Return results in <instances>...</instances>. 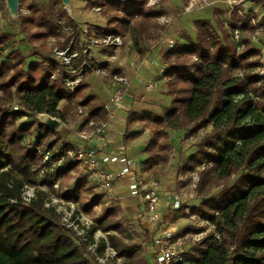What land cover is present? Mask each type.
Listing matches in <instances>:
<instances>
[{"label": "trees", "instance_id": "1", "mask_svg": "<svg viewBox=\"0 0 264 264\" xmlns=\"http://www.w3.org/2000/svg\"><path fill=\"white\" fill-rule=\"evenodd\" d=\"M254 2L264 11V0ZM148 3L88 0L87 6L98 7L106 19L105 26H97L96 36H123L133 23L139 36L151 38V29L157 27L154 20L162 12ZM27 7L31 14L22 21L23 31L27 25L37 28L33 38L57 36L68 26L72 34L67 41L77 35L76 22L53 1L41 10L31 2ZM247 16L230 10L228 26L240 30L239 42L231 38L222 21L219 36L209 20H197L195 41L186 37L162 53L165 67L161 76L166 92L173 97L171 105L163 115L132 113L128 121L139 118L152 131L140 168L146 172L168 162L172 149L168 128L194 123L190 130L194 132L211 126L203 148L191 153L183 166L185 172L204 165L195 188L199 203L188 206V211L185 205L178 209L183 216L196 214L215 228L193 246L196 254L187 255L192 264H264V79L256 73L260 49L242 35L256 27ZM0 39L8 49L0 59V264H100L97 256L103 257L107 246L121 259L120 264H151L141 247L118 236L124 235V227L115 222L114 208H107L82 236L66 226L55 204L44 206L51 198L47 201V193L36 190L37 183L51 188L55 179L67 176L79 163L68 155L75 146L59 141L57 129L41 124L36 115L46 112L59 117L57 103L76 96L87 84L83 82L69 93L57 77L62 71L58 61L44 58L26 63L21 52L10 50L5 35ZM83 57L80 50L77 62ZM89 115L102 117L103 106L91 107ZM60 157L63 160L56 164ZM41 170L46 175L37 180ZM86 178L81 176L61 196L78 201ZM219 184L220 190L212 193ZM25 185L35 187L34 198L28 203L22 199ZM97 203L93 198L82 208L88 211ZM97 229L108 232L106 238L96 241ZM95 241L94 254L89 246Z\"/></svg>", "mask_w": 264, "mask_h": 264}, {"label": "rangeland", "instance_id": "2", "mask_svg": "<svg viewBox=\"0 0 264 264\" xmlns=\"http://www.w3.org/2000/svg\"><path fill=\"white\" fill-rule=\"evenodd\" d=\"M49 1H53V5L61 6L65 10L66 16L76 22L78 26L77 35H72L67 41V36L72 34V30L68 29L70 28L68 26L62 28L57 36L33 38L31 34L37 32L38 29L27 25V29L23 31L22 24L23 19L31 14V10L28 9L29 13L26 15L16 17L12 16L10 8L6 5L4 16L0 19V36L5 35L8 38L10 50L17 49L21 52L25 56L26 63L33 60L45 61L44 58H53L57 61L54 50L67 46L70 40L73 39L76 50H83L89 45L95 57L105 60L107 55L102 53L104 49L99 44L100 42L97 44L93 42L99 40V37L102 36H96L95 32L97 26H105L106 19L100 13V10L87 6L88 0H69L68 8H66L63 0H19L18 9L19 7H26L31 2L41 10ZM187 1L189 0H154L153 2L149 0L148 4L151 5V8L162 12L161 16L154 20V22H157V27L151 29V38L139 36L136 26L130 23L128 31L121 37L123 47L113 49L116 54L113 65L118 66L119 63H122L123 69L126 71L125 74L130 77L135 76V78H133L129 88L131 100L126 97L124 99L127 110L117 109L115 111V117L111 121L107 139L109 145L115 149H124L126 156L136 162V167H138L139 162L144 161L147 157L144 148L152 136V131L146 122L139 118L128 122L131 114L141 115L151 112L156 115H163L173 99L166 92L165 81L160 72V68L164 63L162 53L168 49L166 45L168 39L174 40L175 45L183 42L186 37L195 41L197 38L195 22L200 19L209 20L219 36H221V21L227 32L231 33V28L228 26L230 10H239V14L244 17L248 15L249 21L256 26L253 32L242 35L249 37L251 45H254L251 38L259 27V36L261 37L259 42L264 46V25H262L264 23V11L263 7L255 3L254 0H207V4L201 0H195L194 8L185 10L188 5ZM247 12L248 14H245ZM163 18L169 19L170 22H163ZM260 26L263 27L260 28ZM86 30H88V34L85 32ZM1 58L3 59V57ZM84 82L87 86L80 93L71 98H64L56 106V110L60 115L58 118L61 122L57 127L59 141H68L74 146L83 144L76 134L82 120V116L78 113V107L81 105L84 107V111L88 112L91 107L103 105L107 102L113 93V88L109 86V82L94 71L86 74ZM148 83H153L154 88H147ZM62 89L64 88L62 87ZM13 104L16 105L15 99ZM193 125L194 123L179 128L167 129L169 144L172 148L170 157L164 165L165 167L159 169L155 176L152 175V172L138 170L141 176H149L160 182L161 198L168 199L167 191L172 195L177 191L182 194L181 205L187 206L186 211H188V206L198 204L200 201V198L196 196L195 188L199 180L198 172L204 165L194 166L185 172L183 166L187 162V157L197 149L203 148L204 140L211 135V126L190 132ZM130 134L134 135L129 136ZM112 167L115 168L116 166L113 165ZM156 169L154 167L152 171L156 172ZM44 175H46V172L43 170L38 172L36 174L37 180H41ZM83 175H86L84 169L78 164L75 169L69 171L67 176L55 179L51 188L37 183L36 190H44L47 193L45 199L48 201L49 198H52V202L60 208L65 219L72 215L85 223L91 222L92 224L107 208H114L116 211L115 222L124 227V235H117L124 242L141 247L142 254H146L151 264H155L152 250H149L147 254V246L151 243L154 231L159 227V224L150 223L138 216L135 217V214L132 215L129 211L124 210L117 199L108 201V195L104 191H100L93 180L89 178H86L85 189H81L78 201H67L61 196L62 193L71 190ZM193 184L195 187H192ZM221 185L215 186L212 193H217ZM169 186L171 187L168 188ZM164 187H167V189L165 190ZM190 191H192L191 195ZM125 192H128L127 182L121 179L114 184L112 194L118 198L126 194ZM93 198H97V205L91 206L88 211H84L82 205L89 204ZM44 206H46V203ZM165 215L167 217L166 221L174 224L177 231L185 235L184 242L189 256L196 254L194 245L198 246L200 241L215 231L214 225L210 221L202 219L196 214L189 217L183 216L181 209L176 210L169 207ZM162 219L165 221L164 217ZM140 223L144 224V227L149 228V230L145 229ZM107 233L97 229L94 237L97 240L102 237L106 238ZM111 233L114 232L111 231ZM99 258L100 264H120L121 262V259L107 251L103 257ZM188 258L181 264H192ZM92 262L94 261L92 260Z\"/></svg>", "mask_w": 264, "mask_h": 264}, {"label": "built area", "instance_id": "3", "mask_svg": "<svg viewBox=\"0 0 264 264\" xmlns=\"http://www.w3.org/2000/svg\"><path fill=\"white\" fill-rule=\"evenodd\" d=\"M154 0H151L153 2ZM207 4V0H201ZM188 7L185 10L194 8L195 0L187 1ZM29 8L19 7L18 15H26L29 13ZM96 10H100L98 7H94ZM6 11V0H0V19L3 18ZM239 11V10H238ZM163 22L169 23L170 20L163 18ZM264 25V23L262 24ZM263 26H260L262 28ZM70 29V28H68ZM259 27L252 35V41L255 46L260 49V65L256 70L264 79V46L260 44L259 40ZM88 34V30L85 31ZM231 36L234 41L239 42L241 39V32L238 28L231 29ZM99 37V36H98ZM120 35L107 34L99 37V40H95V44H99L104 49L103 54L107 55L105 60L95 57L94 52L90 49L91 46L83 48L84 57L82 61L77 62L80 55V50L74 48V40L71 39L69 44L65 47L56 48L55 58L62 67L61 73L57 76L61 80L65 88L69 93H72L75 88L85 81V76L88 72L94 71L95 73L102 75L106 81L109 82V86L113 88V93L105 102L103 106V116L92 118L90 117V111H84L83 106L78 107V113L82 116L80 125L76 131L77 136L83 142V144L75 146L73 151H69L68 155L73 157L83 167L86 176L93 180L96 187L100 191H104L108 195V201L115 200L112 190L114 184L123 179L127 182V190L131 196L138 199V217L144 218L150 223L159 224V227L166 221L162 219L160 212L158 211V203L160 201V182L149 176L143 177L138 173L140 166L136 167V163L129 159L124 149H116L110 151L108 148L107 134L111 126V121L114 119V113L117 109L127 110V104L124 102L125 97L131 100V94L129 92L130 78L122 71L123 64L119 63L118 66L113 65L116 60V54L114 48L123 47V39ZM91 43V42H90ZM168 49L175 45V41L168 39L166 43ZM8 52L4 44L0 39V59ZM77 62V64H75ZM75 64V65H74ZM165 63L160 68V72L163 71ZM117 70V71H115ZM121 72H118V71ZM56 75H53V78ZM147 88L153 89L154 84L148 83ZM18 108L17 105L13 107ZM84 114V115H82ZM84 117V118H83ZM107 149V151L105 150ZM47 160V155L44 156ZM63 157L57 160L56 164L61 163ZM54 164V163H53ZM116 167L113 168L112 166ZM192 187H195L193 184ZM193 191V189H192ZM190 191V195L191 192ZM35 195V187L25 185L22 191V199L28 203ZM182 194L178 191L172 195L169 201V206L173 209H178L181 206ZM53 199L51 202H46V206L54 204ZM56 205V204H55ZM58 212L62 214V221L67 227H72L78 235L85 236V228L89 227L90 223H85L75 216L72 219V215L68 219L63 217V213L56 205ZM72 219V220H70ZM167 222V221H166ZM86 238V237H85ZM97 241V238L94 237ZM185 235L182 232H178L176 226L170 222H167L164 228L160 230L158 234H154L151 243L147 246V254L149 250H152V257L155 264H169L183 262L188 252L185 247ZM96 241L89 246V249L95 254L94 249ZM106 251L115 255V252L106 247ZM97 259H100L97 256Z\"/></svg>", "mask_w": 264, "mask_h": 264}, {"label": "crops", "instance_id": "4", "mask_svg": "<svg viewBox=\"0 0 264 264\" xmlns=\"http://www.w3.org/2000/svg\"><path fill=\"white\" fill-rule=\"evenodd\" d=\"M124 73H125V71H124V69L122 70ZM128 76V75H127ZM129 78H130V80H131V82L133 81V78H135V76H128ZM107 149H110V151H112L113 152V150L116 152V149L114 148V147H112V146H110L109 144H108V148ZM107 149H105L106 151H107ZM133 162H135L133 159H131ZM136 163V162H135ZM139 165H140V168H141V162H139L138 163ZM138 165V166H139ZM165 166L164 165H159V166H157L156 168V172H153V171H149V173H151L152 172V175H154L155 176V174L159 171V169H162V168H164ZM171 186H169L168 188H170ZM165 188V187H164ZM167 189V187L165 188V190ZM126 194H124V195H122V196H119L118 198H117V200H119L120 201V206H122L123 207V209L124 210H127V211H129V213H131L132 215L133 214H135V217H137L138 216V199L136 198V197H134V196H131L128 192H125ZM167 194L169 195L168 196V199H165V198H161V194H160V201H159V203H158V211L160 212V214H161V216L162 217H164L165 218V220H167V217H166V212H167V210H168V208L170 207L169 206V201L171 200V197H172V193L170 194V192L168 193V191H167ZM175 194V193H174ZM173 194V195H174ZM176 210H178V209H176ZM140 220V219H139ZM141 224V223H140ZM167 224V222L165 221L163 224H162V226H160V227H157V231L155 230L154 232V234H156V232H160V230L162 229V228H164L165 227V225ZM143 227H144V224H141ZM145 229H147V230H149V228H147V227H144ZM157 233V234H158Z\"/></svg>", "mask_w": 264, "mask_h": 264}, {"label": "water", "instance_id": "5", "mask_svg": "<svg viewBox=\"0 0 264 264\" xmlns=\"http://www.w3.org/2000/svg\"><path fill=\"white\" fill-rule=\"evenodd\" d=\"M64 1V4L66 6V8H68L69 6V0H63ZM6 5L7 7L10 8L11 10V14L12 16H16L18 17V5H19V0H6ZM36 118L38 119V121L51 128V129H57V127L60 125V119L58 117H56L55 115H52L50 113H46V112H41V113H38L36 115Z\"/></svg>", "mask_w": 264, "mask_h": 264}]
</instances>
